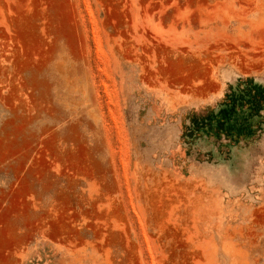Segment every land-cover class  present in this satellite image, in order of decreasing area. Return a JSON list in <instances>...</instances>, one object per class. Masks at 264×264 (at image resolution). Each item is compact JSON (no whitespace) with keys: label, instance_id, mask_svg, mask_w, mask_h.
<instances>
[{"label":"rangeland","instance_id":"374dc122","mask_svg":"<svg viewBox=\"0 0 264 264\" xmlns=\"http://www.w3.org/2000/svg\"><path fill=\"white\" fill-rule=\"evenodd\" d=\"M0 264H264V0H0Z\"/></svg>","mask_w":264,"mask_h":264}]
</instances>
